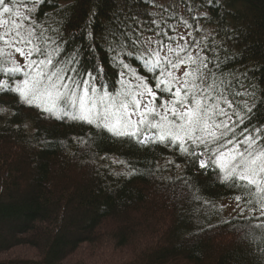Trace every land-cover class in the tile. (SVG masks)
Returning <instances> with one entry per match:
<instances>
[{"label":"trees","instance_id":"1","mask_svg":"<svg viewBox=\"0 0 264 264\" xmlns=\"http://www.w3.org/2000/svg\"><path fill=\"white\" fill-rule=\"evenodd\" d=\"M162 1L155 4L167 7ZM168 1L215 46L207 54L244 85L252 125L264 126V0ZM151 10L139 0H46L40 18L85 67L103 61L110 82L100 37L129 11ZM93 32L99 50L84 55ZM238 194L175 151L50 118L0 90V254L28 245L38 255L0 264H87L84 255L70 260L107 239L115 251H133L123 252L125 264H264V230L240 215ZM225 201L235 211L226 213Z\"/></svg>","mask_w":264,"mask_h":264},{"label":"snow or ice","instance_id":"2","mask_svg":"<svg viewBox=\"0 0 264 264\" xmlns=\"http://www.w3.org/2000/svg\"><path fill=\"white\" fill-rule=\"evenodd\" d=\"M45 2L0 0V89L50 118L163 146L216 172L220 183L242 190L235 196L240 215L264 230V126L252 125L248 92L207 54L215 46L197 39L202 30L172 6L139 0L156 10L129 11L100 37L113 69L109 82L103 61L85 67L81 53L69 54L59 32L41 23ZM89 36L84 55L99 50L96 34Z\"/></svg>","mask_w":264,"mask_h":264},{"label":"rangeland","instance_id":"3","mask_svg":"<svg viewBox=\"0 0 264 264\" xmlns=\"http://www.w3.org/2000/svg\"><path fill=\"white\" fill-rule=\"evenodd\" d=\"M169 2L170 1H168V0H164L161 2V4L165 5L168 3L166 5L167 7H169V6L173 7V2H171V3H169ZM151 12H152V10H151ZM22 177H24V175ZM232 206H233L232 203H229L227 201L224 202V207H225L226 213H231V212L235 211V209L231 208ZM101 234H102V237H100V240H102L104 238L103 239V241H104L105 237H106V233L104 231H102ZM106 241L102 242V243H98V244L93 243V244L83 245L76 252V254L73 256V258H71L72 261L70 260V262L75 263L74 260L77 261V260H79V258L82 255H84L83 260L87 264H106V263L125 264V263H127V261L125 260L126 256H123L124 255L123 252L130 254L133 251L132 252H130V251L127 252L128 250H123V252L122 251H115L114 249L116 247H114L112 245V243L108 242L109 239H107ZM129 250H132V247ZM37 257H38V255H37L36 249L31 248L28 245L18 246V247L11 249L8 252L0 254V260H8V259H12V258L31 260V259H36Z\"/></svg>","mask_w":264,"mask_h":264}]
</instances>
